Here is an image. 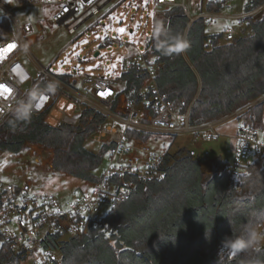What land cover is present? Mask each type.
<instances>
[{"label": "trees", "instance_id": "1", "mask_svg": "<svg viewBox=\"0 0 264 264\" xmlns=\"http://www.w3.org/2000/svg\"><path fill=\"white\" fill-rule=\"evenodd\" d=\"M263 5L264 0H249L244 10L250 13ZM206 8L220 12L222 4L210 0ZM244 22L250 32L221 43L222 35H206L204 17L191 22L181 6L169 7L160 21L171 33L186 37L189 47L166 56L156 48L153 36L152 52L161 57L156 84L163 101L181 112L193 103L191 124L221 119L264 95V14ZM59 76L71 83V75ZM120 79L114 108L120 95L141 99L144 79L136 77L135 69L123 71ZM72 84L77 86L78 80ZM239 120L262 129L264 105ZM9 121L0 129L1 152L19 154L28 143L45 146L54 150L55 172L88 183L101 181L98 171L110 146L103 144L99 153L85 146L106 122L96 110L86 108L78 126H52L46 112L27 123ZM128 137L146 143L153 134L131 128ZM202 163L186 148L175 155L166 153L165 179L136 181L131 195L98 218L96 228L68 241H59L58 234L48 238L45 247L59 254L54 264H264V243L248 255H233L221 244L249 222L259 224L264 233V166L254 161L235 177L230 164L220 158L213 161L210 175L202 171ZM0 240L4 242L0 264H22L25 258Z\"/></svg>", "mask_w": 264, "mask_h": 264}, {"label": "built area", "instance_id": "2", "mask_svg": "<svg viewBox=\"0 0 264 264\" xmlns=\"http://www.w3.org/2000/svg\"><path fill=\"white\" fill-rule=\"evenodd\" d=\"M110 1L0 0V84L12 89V94L7 99L0 96V112L6 113V109L16 99L24 97L33 85L40 84L44 79H54L60 82V88L46 101L40 100L43 106L33 115L47 112L60 96H65L78 104L80 113L76 116L65 114L59 125H80L84 110L91 108L102 114L106 122L112 120L122 126L120 131L118 126H106L105 122L98 128L95 135L105 139L104 144L110 146L108 164L102 171L101 181L90 183L89 190L74 200H62L55 194L38 192L29 181L14 184L0 180V238L10 244L17 257L25 258L29 254H35V264H54L59 259L57 251L45 247L48 238L58 234L59 241H63L62 238L66 234L74 237L86 233L90 228H96L97 219L101 218L96 215L104 204L109 202L111 210L116 207L118 201L131 195L136 181L153 182L168 176L162 151L149 148L148 142L138 143L130 139L128 130L131 128L153 135L194 133L215 137L219 135L220 125L236 120V146L229 170L239 175L244 161L251 154L252 162L259 161L264 166V135L260 136L256 127L239 120L252 108L264 105V95L221 119L198 125L191 124L193 103L186 112H181L171 104L165 103L159 93L155 77L161 67V57L152 52L153 34L143 44L142 49L120 38L108 37L102 41V46L115 44L118 49H135L136 53L129 58L123 71L135 69L136 77L144 79V84L139 90L141 99L120 95L115 108L117 91L112 78L104 75H84L79 79L71 77V83H67L50 70L39 66L37 62L41 69L40 75L34 77L29 72L23 59L28 56L31 60H36L31 55L30 47L27 54L19 48L20 43L29 42L28 35L36 40L38 35L46 32L49 27L65 25L67 32L75 36L82 24L99 16ZM153 1L156 8L181 6L190 17L185 0ZM36 7L43 10V16L37 15L34 23L22 26L15 9L33 10ZM225 35L232 41L235 38L234 29L228 27ZM9 44H15L16 47L4 52ZM74 79L78 80L77 86L72 84ZM102 92L110 94L102 96ZM86 104L90 107H86ZM10 119L11 116L7 113L0 116V129Z\"/></svg>", "mask_w": 264, "mask_h": 264}, {"label": "rangeland", "instance_id": "3", "mask_svg": "<svg viewBox=\"0 0 264 264\" xmlns=\"http://www.w3.org/2000/svg\"><path fill=\"white\" fill-rule=\"evenodd\" d=\"M209 1L185 0V5L190 13V18L203 17L201 15L207 16L205 18L206 35L208 37L222 35L221 43L229 42L225 35L228 27L234 29L235 37H240L250 32L246 23L241 25V22H244V17L253 15L257 20L263 16L264 5L243 17L235 19L224 17L225 15L240 16L243 14L247 0H216L222 4L219 14H207L206 5ZM168 10V7L156 8L153 0H111L105 5L99 16L83 23L75 36L67 32L65 25L49 27L46 32L39 34L36 40L28 35L30 52L36 61L31 60L28 56L23 61L34 77H38L41 73L39 66L50 70L58 77L68 74L79 79L84 75H104L115 81L114 87L118 91L123 84L120 75L136 50L118 49L115 44L102 46V41L108 37H115L132 42L139 46V49H142L143 44L153 34V27L165 19ZM15 14L23 26L27 23H34L37 15L43 16V10L39 7L33 10L19 8L15 9ZM120 28L125 29V31L121 33ZM97 52H100L98 56H96ZM91 91L93 93V90ZM82 92H84L83 89ZM85 106L90 107L87 104ZM79 113L77 103L65 96H60L46 112V120L50 125L57 126L65 114L76 116ZM236 124L237 121L233 120L220 125L218 130L222 131L226 126L230 129ZM105 125L118 126L120 131L122 128L119 123L112 120H108ZM262 127L259 129L260 136L264 135V122ZM220 131H218L219 135L215 137L194 133L153 135L148 141V146L151 149L162 151L164 155L166 153L175 155L179 150L186 148L197 159L203 160V169L208 172L211 163L218 158L228 164L233 163L234 147L232 140ZM105 142V139H100L94 135L86 141L85 146L91 152L99 153ZM53 152V149L33 143H28L19 154L0 151V180L14 184H24L29 181L38 192L55 194L62 200H74L83 192L88 191L90 183L67 174L55 172L52 169ZM252 158L251 154L244 161L240 172L252 162ZM107 164L108 161L104 158L98 171L99 174L107 167ZM237 176L238 174L235 175V177ZM109 210L110 203L107 202L96 216L104 217ZM257 230L261 233L260 228ZM71 237L70 234H66L62 240L68 241ZM263 243L264 239L261 241V244ZM3 244L4 242L0 240V250ZM35 259V254H29L22 261V264H35Z\"/></svg>", "mask_w": 264, "mask_h": 264}, {"label": "clouds", "instance_id": "4", "mask_svg": "<svg viewBox=\"0 0 264 264\" xmlns=\"http://www.w3.org/2000/svg\"><path fill=\"white\" fill-rule=\"evenodd\" d=\"M153 36L156 41V48L166 56L173 54H180L189 47V42L186 37L180 33H171L169 29L159 24L153 27ZM29 42H22L19 44L20 50L27 54L29 50ZM58 80H46L40 84L33 85L22 98L16 99L14 103L6 109V113L10 114L12 123L24 122L31 120L35 111L39 110L41 97H49L55 95L60 88ZM0 112V116L6 114ZM259 224L249 222L245 224L238 234H231L225 236L221 241L222 248L229 250L233 255H248L261 246V241L264 239V233L258 232ZM247 264H251L248 261Z\"/></svg>", "mask_w": 264, "mask_h": 264}, {"label": "crops", "instance_id": "5", "mask_svg": "<svg viewBox=\"0 0 264 264\" xmlns=\"http://www.w3.org/2000/svg\"><path fill=\"white\" fill-rule=\"evenodd\" d=\"M249 0H247V2H248ZM246 2V3H247ZM246 5V4H245ZM253 12V11H252ZM212 13H216V14H219V12H212ZM251 13V12H250ZM207 14H209V12L207 13ZM246 14H248V13H246V12H244L243 14H241L240 16H229V15H225L224 17L226 18V19H235V18H237V17H243V16H246ZM264 14V9H263V11H262V15ZM201 16H203L204 18H206L207 16H205V15H201ZM247 17V16H246ZM246 17H244V18H246ZM249 17V16H248ZM250 17H253V15L252 16H250ZM262 17V16H261ZM198 18H200L199 16H196V17H193V18H191V20L193 21V20H196V19H198ZM254 18V17H253ZM237 20V19H236ZM240 21V20H239ZM241 22V21H240ZM243 24H245V22H241V25H243ZM121 104H122V101L120 102ZM227 124V123H226ZM58 125H59V123H58ZM57 125V126H58ZM236 128H237V124L235 125V126H233L232 128H230L229 129V127L228 126H226L224 129H222V131H220V130H218V131H220L223 135H225L226 137H230L231 138V140H232V143H233V147L235 148V146H236V140H235V133H236ZM234 148H233V151H234Z\"/></svg>", "mask_w": 264, "mask_h": 264}, {"label": "snow or ice", "instance_id": "6", "mask_svg": "<svg viewBox=\"0 0 264 264\" xmlns=\"http://www.w3.org/2000/svg\"><path fill=\"white\" fill-rule=\"evenodd\" d=\"M119 31L121 32V33H123L124 31H125V29H123V28H120L119 29ZM16 47V45L15 44H9L8 45V48H6V49H4L3 51L4 52H7V51H10L12 48H15ZM11 94H12V89L11 88H9L7 85H5V84H0V96H3L5 99H7L8 97H10L11 96ZM102 96H105V95H108V94H110V93H100ZM47 100V97H41V101H46ZM43 105L40 103L39 105H38V107H42ZM62 107H63V105H62ZM69 107H71V106H69Z\"/></svg>", "mask_w": 264, "mask_h": 264}, {"label": "water", "instance_id": "7", "mask_svg": "<svg viewBox=\"0 0 264 264\" xmlns=\"http://www.w3.org/2000/svg\"><path fill=\"white\" fill-rule=\"evenodd\" d=\"M193 21H194V20H193ZM193 21H191V22H193ZM99 53H100V52H97V53H96V56H98ZM201 166H202V171H203L205 174L210 175V174L213 173V162L211 163V168H210V170H209L208 172L204 171V169H203V163H202Z\"/></svg>", "mask_w": 264, "mask_h": 264}]
</instances>
